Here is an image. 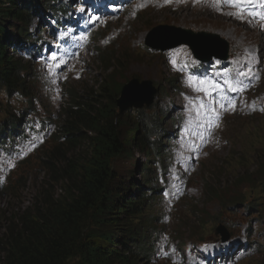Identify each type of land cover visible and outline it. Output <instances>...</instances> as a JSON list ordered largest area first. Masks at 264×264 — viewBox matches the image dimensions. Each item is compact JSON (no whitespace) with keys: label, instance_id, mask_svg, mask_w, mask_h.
I'll return each instance as SVG.
<instances>
[{"label":"rangeland","instance_id":"1","mask_svg":"<svg viewBox=\"0 0 264 264\" xmlns=\"http://www.w3.org/2000/svg\"><path fill=\"white\" fill-rule=\"evenodd\" d=\"M156 2L160 4L159 10L151 6ZM214 5L210 0H135L123 14L101 24L95 23L97 29L90 43L86 41L88 32H82L75 53L68 59L70 63L56 74L50 75L37 62L29 65L33 126L28 141L19 146L25 156L14 162L12 157L1 154V160L7 164L3 166L5 172L0 173V250L3 238L8 235L5 230L9 221L17 217L18 211L24 208L29 211L31 205L39 208V202L44 207L54 204L63 195L68 196V189L61 181L66 163L62 161L65 152L60 148L59 127L71 110L78 108L73 100L89 102L93 97L96 84L103 76L98 60L108 57L110 63L113 60L109 56L114 55L113 82L134 76L161 87L150 107L130 109L122 123L135 121L136 116L145 121L150 117L159 118V121L164 118L161 128L171 130L176 138L170 143V158L182 170L174 173L171 169L162 170L163 182L159 186L165 187L164 198L151 210L159 222L160 234L183 254L185 249L191 252L196 246L213 242L214 229L221 224L228 239L240 243L238 249L247 250L236 264H264V28L258 20L252 25L246 18L236 15L215 16ZM185 6L191 8L180 9ZM169 7L176 8L167 10ZM80 13L86 15V9ZM156 25L218 34L232 47L237 62L249 59L258 75L257 85L243 95L235 110L223 116L209 144L191 165L187 159L180 161L189 152L183 142L182 127L193 114V97L198 94L195 88L201 84L211 90L212 85L206 81L199 84L186 74L187 82L171 67L169 55L161 56V52H148L144 48L145 33ZM70 30L72 34L77 32L75 28ZM174 55L179 59L188 58L184 49L176 50ZM256 103H260V107H256ZM170 117L177 121L168 122ZM80 128L87 137L78 148L67 150L69 159L65 156L77 165L85 163L95 138L83 126ZM38 137L41 141L35 142ZM124 140V150L128 147L131 154L112 162V170L120 184H125L124 180L130 175L140 180L142 168L151 166L135 147L130 146L131 138ZM168 164L166 161L164 165ZM184 168L189 173H185ZM10 187L15 188L9 190ZM164 204L168 212L164 211ZM32 212L29 211V215ZM157 248L160 256L145 264H185L184 256L169 246L158 242ZM173 257L179 258L172 261ZM6 262L7 258L1 253L0 264Z\"/></svg>","mask_w":264,"mask_h":264},{"label":"trees","instance_id":"2","mask_svg":"<svg viewBox=\"0 0 264 264\" xmlns=\"http://www.w3.org/2000/svg\"><path fill=\"white\" fill-rule=\"evenodd\" d=\"M77 1L80 5L82 0ZM72 3L73 0H0V170H5L3 166L7 164L1 154L10 155L26 143L10 138L28 141L33 126L31 69L27 70L29 62L23 63L20 55H25L33 43H47L40 21L45 23L44 19L49 18L60 24L71 20ZM57 5V10L50 11ZM109 57L115 60L114 55ZM112 78H101L89 102L73 100L78 108L71 110L59 127L60 148L66 157L70 147L78 148L87 137L80 128L83 126L95 135L87 159L77 165L62 155L66 169L61 181L68 196L44 207L40 202L39 208L31 205V215L24 208L10 219L0 250L7 258L5 264H138L139 254H148L143 247L149 226L141 223V210L150 220L152 206L164 198L156 190L154 171L162 165L176 138L171 130L161 128L164 118L159 121L150 117L145 121L136 116L135 121L122 123L127 116L115 111L121 86ZM125 138L132 139L130 146L151 166L142 168L140 180L130 176L125 184H118L110 161L131 154L128 147L124 150ZM23 155L18 149L12 159L16 162ZM166 200L173 204L170 198ZM163 207L168 212L167 205Z\"/></svg>","mask_w":264,"mask_h":264},{"label":"water","instance_id":"3","mask_svg":"<svg viewBox=\"0 0 264 264\" xmlns=\"http://www.w3.org/2000/svg\"><path fill=\"white\" fill-rule=\"evenodd\" d=\"M181 44L189 45L194 55L200 61H209L212 57L224 58L227 54V45L214 35L204 33L193 34L190 31H179L169 27H158L149 31L145 38V45L158 50H168ZM155 96V89L148 81L138 83L130 80L120 90L116 100L118 113L128 108H142L149 106ZM219 230V229H217Z\"/></svg>","mask_w":264,"mask_h":264},{"label":"snow or ice","instance_id":"4","mask_svg":"<svg viewBox=\"0 0 264 264\" xmlns=\"http://www.w3.org/2000/svg\"><path fill=\"white\" fill-rule=\"evenodd\" d=\"M214 2L218 5H227L229 7L236 8L237 11L235 13L229 14L239 16V18L241 19L245 18L246 13L247 16L252 20H258L260 22V26L264 28V0H214ZM247 6L253 7L249 8ZM257 7L259 8V10H256ZM80 11L84 12L85 9L81 8ZM97 19L98 17L92 16L89 22H95ZM41 61L42 63H44L46 71L50 75H54L53 67H55L56 69H60L62 66H65L67 64L64 56L58 55L56 52H50L48 59H44L43 57H41ZM225 83L228 84V87L231 91L241 90L235 87L229 81H225Z\"/></svg>","mask_w":264,"mask_h":264},{"label":"bare ground","instance_id":"5","mask_svg":"<svg viewBox=\"0 0 264 264\" xmlns=\"http://www.w3.org/2000/svg\"><path fill=\"white\" fill-rule=\"evenodd\" d=\"M104 9V8H103ZM74 25V24H73ZM70 30V29H69ZM154 30V29H153ZM152 31V30H151ZM72 33V32H71ZM22 46H25V44H23ZM10 138V137H9ZM11 140H13L14 142H19V143H24V142H27L25 139H12L10 138ZM35 142H37L35 140ZM16 152V150L14 149L12 152H10V155H13L14 156V153ZM111 170V169H110ZM5 172V170H0V173H3ZM1 188V186H0Z\"/></svg>","mask_w":264,"mask_h":264}]
</instances>
